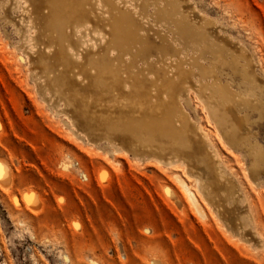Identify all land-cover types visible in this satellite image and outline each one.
Here are the masks:
<instances>
[{
	"label": "rangeland",
	"instance_id": "rangeland-1",
	"mask_svg": "<svg viewBox=\"0 0 264 264\" xmlns=\"http://www.w3.org/2000/svg\"><path fill=\"white\" fill-rule=\"evenodd\" d=\"M89 2L114 13L99 14L107 21L126 15L128 23L119 24L133 39L121 63L147 81L184 82L176 90V133L203 129L219 174L230 182L220 195L233 217L219 220L197 196L200 217L176 182L178 174L192 183L179 163L166 166L147 150L133 153L112 136L72 125L63 103L40 93L20 48L21 26L13 21L32 0H0V163L10 177L0 185V264H264V0ZM107 21L93 25L108 32ZM78 41L88 52L102 44L94 34ZM110 53L114 63L118 55ZM105 58L94 57L100 64ZM199 83L220 87L233 101L242 140L226 142L197 95ZM76 88L84 97L99 93L87 82ZM92 109L86 117L101 127L109 117H126L125 125L139 117ZM133 127L131 138L143 139Z\"/></svg>",
	"mask_w": 264,
	"mask_h": 264
},
{
	"label": "bare ground",
	"instance_id": "bare-ground-1",
	"mask_svg": "<svg viewBox=\"0 0 264 264\" xmlns=\"http://www.w3.org/2000/svg\"><path fill=\"white\" fill-rule=\"evenodd\" d=\"M133 1L137 2V0ZM32 3L29 6L25 4L21 6L23 14L17 21H13V24L16 27L21 26L19 28L22 31V34L21 31L19 32L21 34L20 48L27 59L28 71H36L35 76L40 93L43 96L48 95L45 98L51 104L53 101V105L62 102L65 107L63 112L69 114L68 117L76 128L81 125L87 131L112 136L118 139L122 146L130 148L133 153H142L147 150L148 153L156 154L155 156L161 158L166 166L176 163L182 165L183 173L191 179L192 183L185 182L178 174H175V179L196 213L203 218L197 199V196H201L213 207L219 220H230L231 212L222 204L220 195L221 184L227 189L228 186L230 187V182L219 174L218 160L213 151H208L209 144L203 129L183 127L181 134L176 133V119L179 121L182 118L176 103V90L183 87L184 82L180 79L175 82L168 80L159 82L156 78L147 81L141 73L134 72L132 66L126 64V61L121 63V56L130 53L133 39L130 32L126 30L127 27L119 24V20L125 25L128 23L127 20L123 21L125 14H121L123 19L118 16L120 19L115 17L116 20L111 21L109 18L108 22V18L100 17L106 11H108L106 14L109 13L108 6H105L108 9L103 11L101 4L90 3L89 0H32ZM111 12L113 11L110 10ZM118 12L123 11L118 10ZM113 14H108V17L109 15L113 17ZM102 21L108 22L105 24L110 25V31L95 29L93 23L101 24ZM89 22L90 26L87 25ZM52 27L61 29L60 34H54ZM79 28L83 30L79 31L80 38H76L75 31ZM107 29L109 30V27ZM29 30H33L37 35H26ZM64 30H67L68 34L63 33ZM90 34L99 36L102 41L101 46L94 52L81 50L82 42L78 41ZM110 52H116L115 55H118L117 59H112L114 63H110ZM102 56L107 57V60L104 59L107 62L102 60L103 63L100 64L99 60L94 59V57L102 59ZM83 82L99 89V93L95 95L97 97H94V94L91 97L80 95L76 87ZM195 90L206 109L205 112L214 121L213 124L220 128L218 130L223 131L226 142L231 145L242 140L238 133L240 130L238 120L233 112V101L225 97L224 91L220 87L203 83L197 84ZM89 107L95 108L92 109L94 113L103 111V108L107 114L111 112L110 109H119L129 115L139 114V117L135 120L137 124L134 125L122 124L121 121L126 117H111L112 119L109 117L105 119V122H110L108 126L101 127L98 124L100 120L98 121L95 117H86ZM102 116L104 118L106 115ZM131 127L143 131V139L133 140L129 130ZM156 139H164L166 144ZM247 152L253 154L251 150ZM256 168L257 165L253 162L251 170L254 171ZM6 169V166L0 163V185L3 187L10 182L9 172Z\"/></svg>",
	"mask_w": 264,
	"mask_h": 264
}]
</instances>
